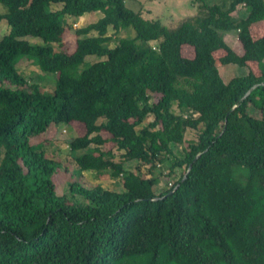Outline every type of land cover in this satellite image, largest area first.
<instances>
[{
	"label": "trees",
	"instance_id": "trees-1",
	"mask_svg": "<svg viewBox=\"0 0 264 264\" xmlns=\"http://www.w3.org/2000/svg\"><path fill=\"white\" fill-rule=\"evenodd\" d=\"M194 1L199 13L170 28L126 0H0V264H264V34L252 33L264 0ZM92 12L102 16L75 29V50L57 51L67 18ZM24 59L55 76L53 92L20 72ZM227 64L247 73L225 82ZM74 122L86 130L69 142L78 167L121 191L74 182L75 202L58 194L60 163L31 141ZM188 128L199 132L182 147ZM161 166L172 179L184 168L163 191Z\"/></svg>",
	"mask_w": 264,
	"mask_h": 264
},
{
	"label": "rangeland",
	"instance_id": "rangeland-1",
	"mask_svg": "<svg viewBox=\"0 0 264 264\" xmlns=\"http://www.w3.org/2000/svg\"><path fill=\"white\" fill-rule=\"evenodd\" d=\"M127 6L134 11H141L142 15L146 19L155 20L159 19L163 24L169 26L170 28H175L179 26L183 21L194 17L199 13V4L194 0H126ZM210 3H220L221 0H209ZM59 5H54L53 9H59ZM5 8L0 5V13H4ZM102 16L101 12L87 13L84 16L73 19L67 18V27L63 36V45L61 47L54 45L57 51H64L71 53L76 48L77 36L75 34V29L84 27L90 23L97 21ZM9 33V26L6 21H0V38L5 34ZM254 35L264 34V24L253 26ZM109 35L112 37L110 46L113 47L116 44V37L114 38V30L110 28ZM134 30H123L118 34L119 37L134 36ZM31 43H41L39 38L26 37ZM230 45L234 48L237 53L242 52V46L239 40H237V34L234 33L231 39H229ZM152 45H156L155 42ZM183 54L185 56H192L193 49L189 46H184ZM220 55L217 54L218 58ZM21 60V59H20ZM98 58L88 57V62H95ZM18 68L22 74H24L31 83H38L42 90L47 92H53L55 88V76L52 74H44L40 71L39 67L34 65L29 60H22L18 64ZM219 71L225 82L233 77L243 76L247 73V69L240 67L236 64H227L224 66H219ZM159 100L158 96L153 99V103H157ZM172 110L175 113L180 111L176 105L173 106ZM185 116V115H184ZM193 116V115H192ZM154 119L152 115H149L145 123L151 122ZM85 127L82 123L74 122L70 125H52L45 133L36 136L32 139L31 143L36 147H42L48 154V157L55 159L60 163L61 167L57 174L54 176V182L56 185V190L60 195H66L71 201H76L75 197L70 193L69 187L71 183H79L86 188H93L97 185H101L103 188L114 191H121L123 189L121 181L119 179H113L109 174H99L96 171L88 170L82 171L74 159L71 156L69 142L81 135L85 134ZM199 131L195 129L188 128L185 132V143L182 147H186L188 142L191 140H196L197 133ZM101 135L105 139H109L110 134L105 130L101 131ZM181 146H174V152L177 155H181ZM104 151L113 150L116 154L117 160L119 159L120 152L116 150V146L113 142L108 141L101 147ZM138 162L130 161L125 164L126 169H135L139 166ZM148 166H141L140 170L146 175L148 174ZM165 171L161 177V187L159 191L166 190L170 185L179 178L184 173V168H177L176 179H172L167 176L169 169L167 167H162Z\"/></svg>",
	"mask_w": 264,
	"mask_h": 264
},
{
	"label": "crops",
	"instance_id": "crops-1",
	"mask_svg": "<svg viewBox=\"0 0 264 264\" xmlns=\"http://www.w3.org/2000/svg\"><path fill=\"white\" fill-rule=\"evenodd\" d=\"M240 12L241 13H246V10L243 8V7H241V9H240ZM259 24H264V22H262V23H259ZM259 24H256V25H259ZM234 33H236L237 34V40H239L238 39V32L237 31H230V32H228V33H226L225 34V42L232 48V49H234L231 45H230V43H229V39H231V37L233 36V34ZM252 33H253V28H252ZM242 53V52H241ZM222 66H224V65H222ZM221 67V66H220ZM219 68V67H218ZM220 72V71H219ZM221 74V73H220ZM194 115V117H196L197 116V114H193Z\"/></svg>",
	"mask_w": 264,
	"mask_h": 264
},
{
	"label": "water",
	"instance_id": "water-1",
	"mask_svg": "<svg viewBox=\"0 0 264 264\" xmlns=\"http://www.w3.org/2000/svg\"><path fill=\"white\" fill-rule=\"evenodd\" d=\"M255 88V86L254 87H252L247 93H246V95L244 96V98H246L251 92H252V90Z\"/></svg>",
	"mask_w": 264,
	"mask_h": 264
}]
</instances>
